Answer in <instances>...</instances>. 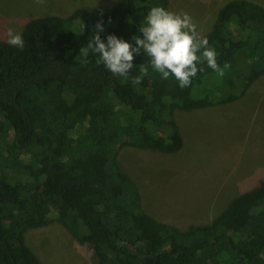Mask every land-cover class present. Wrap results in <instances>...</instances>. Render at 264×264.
Returning a JSON list of instances; mask_svg holds the SVG:
<instances>
[{"label":"trees","instance_id":"16d2710c","mask_svg":"<svg viewBox=\"0 0 264 264\" xmlns=\"http://www.w3.org/2000/svg\"><path fill=\"white\" fill-rule=\"evenodd\" d=\"M168 5L114 0L107 11L31 17L23 47L0 40V264H43L26 237L52 222L90 248L93 264H264V177L210 222L182 228L146 214L136 183L117 164L126 147L180 152L174 112L234 97L205 89L218 74L203 59V71L180 88L172 76L161 79L143 53L134 54L127 81L98 63L99 54L84 55L98 22L103 42L111 34L135 46L131 37L142 38L138 29L150 8ZM200 35L220 67L232 68L238 52L256 41L239 96L264 76L263 5L227 0ZM142 65L148 75L134 85Z\"/></svg>","mask_w":264,"mask_h":264},{"label":"rangeland","instance_id":"374dc122","mask_svg":"<svg viewBox=\"0 0 264 264\" xmlns=\"http://www.w3.org/2000/svg\"><path fill=\"white\" fill-rule=\"evenodd\" d=\"M113 1L1 0L0 40L7 41L8 28L21 34L28 18L66 16L82 7L107 11ZM167 1L169 12L187 13L197 32L204 34L227 0ZM251 1L264 6V0ZM254 53L256 41L238 52L224 80L216 75V79L204 83L206 90L234 96L231 102L174 112L183 140L180 152L168 155L130 147L120 151L117 164L136 183L146 214L182 228L203 225L220 213L233 196L264 177V76L239 96ZM229 83L232 87L226 88ZM26 243L43 264H93L90 248L76 243L55 222L29 233Z\"/></svg>","mask_w":264,"mask_h":264},{"label":"clouds","instance_id":"9594fccd","mask_svg":"<svg viewBox=\"0 0 264 264\" xmlns=\"http://www.w3.org/2000/svg\"><path fill=\"white\" fill-rule=\"evenodd\" d=\"M102 31V22H98L87 48L82 51L85 56L89 50L99 54L97 62L103 63L109 72L123 77L125 81L133 69L134 54L142 53L149 58L150 67L161 75V79L172 76L180 88L189 87L198 71H203L197 67L202 59L221 77L230 69L228 63L223 67L217 64V53L208 47L207 38L197 32L196 24L187 13L176 14L161 6L151 7L144 24L138 29L142 38L141 35L131 37L135 46L111 34L106 36L105 43L101 40ZM6 36L9 45L23 47L24 41L19 32L8 28ZM139 73L132 76L134 85L140 84L143 77L148 75V66L142 65Z\"/></svg>","mask_w":264,"mask_h":264}]
</instances>
